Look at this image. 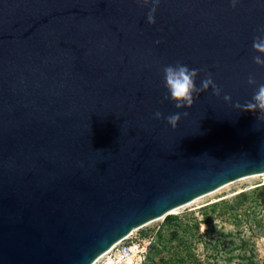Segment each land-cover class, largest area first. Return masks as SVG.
<instances>
[{
    "label": "water",
    "instance_id": "obj_1",
    "mask_svg": "<svg viewBox=\"0 0 264 264\" xmlns=\"http://www.w3.org/2000/svg\"><path fill=\"white\" fill-rule=\"evenodd\" d=\"M0 0V264H94L146 224L264 174V0ZM264 58V56H262ZM222 89L176 109L163 67ZM165 95L169 99H165ZM224 95L232 97L225 102ZM177 111L175 129L164 118Z\"/></svg>",
    "mask_w": 264,
    "mask_h": 264
},
{
    "label": "rangeland",
    "instance_id": "obj_2",
    "mask_svg": "<svg viewBox=\"0 0 264 264\" xmlns=\"http://www.w3.org/2000/svg\"><path fill=\"white\" fill-rule=\"evenodd\" d=\"M133 240L150 244L146 264H264V174L138 229Z\"/></svg>",
    "mask_w": 264,
    "mask_h": 264
},
{
    "label": "clouds",
    "instance_id": "obj_3",
    "mask_svg": "<svg viewBox=\"0 0 264 264\" xmlns=\"http://www.w3.org/2000/svg\"><path fill=\"white\" fill-rule=\"evenodd\" d=\"M148 0H145V4ZM232 6L235 7L238 0H231ZM153 7L148 14V22L154 23V13L156 11V6L159 4V0H152ZM259 35L253 38L252 48L256 53L261 55H256L253 57V62L261 67H264V28L258 30ZM164 76V87L170 94V98L175 102L176 109H183L185 107L191 108L194 104L195 99L199 96L201 92L207 91L209 88L212 89L213 95L219 97L221 95L222 89L219 88L214 80L212 79V74L210 72L205 73L204 78L201 80L199 87L196 85L197 77L200 75L201 69L189 68L186 64L176 62L175 65H167L163 67ZM247 83L250 86H256V91L254 92L252 99L241 105L236 102L234 107L241 111H259L260 115L257 117L258 120H264V84H257V81L253 75L248 77ZM165 99H169L168 95H165ZM223 99L225 102L231 103L232 97L230 95H224ZM181 116L187 117L188 112L177 111L167 117H162V113L156 112L155 118H164L167 123L171 125L173 129L176 128ZM215 223V221H214ZM206 225L204 226V230Z\"/></svg>",
    "mask_w": 264,
    "mask_h": 264
},
{
    "label": "built area",
    "instance_id": "obj_4",
    "mask_svg": "<svg viewBox=\"0 0 264 264\" xmlns=\"http://www.w3.org/2000/svg\"><path fill=\"white\" fill-rule=\"evenodd\" d=\"M138 230L122 240L114 248L100 257L94 264H146L150 252V244L130 241Z\"/></svg>",
    "mask_w": 264,
    "mask_h": 264
},
{
    "label": "bare ground",
    "instance_id": "obj_5",
    "mask_svg": "<svg viewBox=\"0 0 264 264\" xmlns=\"http://www.w3.org/2000/svg\"><path fill=\"white\" fill-rule=\"evenodd\" d=\"M262 175H263V174H262ZM250 177H252V176H250ZM246 178H248V177H246ZM246 178H243V179H246ZM243 179H240V180H243ZM240 180H237V181L231 182V183H229V184H227V185H225V186H223V187L217 189L216 191L209 193L208 195H211V194H213V193H216V192L220 191V189H223V188H225V187H227V186H229V185H231V184H233V183H236V182H238V181H240ZM205 196H207V195H205ZM203 197H204V196H203ZM200 198H202V197H200ZM200 198H198V199H200ZM198 199H196V200H198ZM196 200H194V201H196ZM194 201H192V202H190V203H188V204H191V203H193ZM188 204H186V205H188ZM186 205H184V206H186ZM184 206H182V207H184ZM182 207H180V208H182ZM180 208H177V209L171 211L169 214H171V213L177 211V210L180 209ZM163 218H165V217H161V218H159V219H156V220H154V221H152V222L146 224L145 226H148V225H150L151 223L156 222V221H158V220H160V219H163ZM145 226H143V227H145ZM134 233H135V231H134L132 234H134ZM129 236H130V235H129ZM129 236H128V237H129ZM126 238H127V237H126ZM126 238H125V239H126ZM120 242H121V241H120ZM120 242H118L117 244H119ZM117 244H115L112 248H114ZM112 248H111V249H112ZM109 251H110V250H109ZM105 254H106V253H105ZM102 256H103V255H102ZM102 256H101V257H102Z\"/></svg>",
    "mask_w": 264,
    "mask_h": 264
},
{
    "label": "trees",
    "instance_id": "obj_6",
    "mask_svg": "<svg viewBox=\"0 0 264 264\" xmlns=\"http://www.w3.org/2000/svg\"><path fill=\"white\" fill-rule=\"evenodd\" d=\"M243 197H245V195H243ZM242 197H239V199H241ZM240 264H252L250 263V259L247 258V259H242V262Z\"/></svg>",
    "mask_w": 264,
    "mask_h": 264
}]
</instances>
